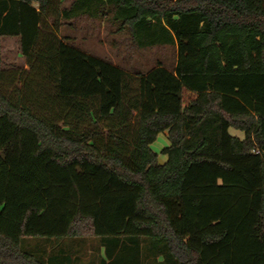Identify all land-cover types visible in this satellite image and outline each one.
<instances>
[{
    "label": "trees",
    "instance_id": "obj_1",
    "mask_svg": "<svg viewBox=\"0 0 264 264\" xmlns=\"http://www.w3.org/2000/svg\"><path fill=\"white\" fill-rule=\"evenodd\" d=\"M62 3L0 0V264H65L21 239L87 235L110 259L148 239L161 264H264V0ZM82 15L175 46L174 69L80 50L59 30ZM8 36L20 69L3 64Z\"/></svg>",
    "mask_w": 264,
    "mask_h": 264
},
{
    "label": "rangeland",
    "instance_id": "obj_2",
    "mask_svg": "<svg viewBox=\"0 0 264 264\" xmlns=\"http://www.w3.org/2000/svg\"><path fill=\"white\" fill-rule=\"evenodd\" d=\"M73 1L63 0L62 7L69 8ZM49 22L51 23L52 19H49ZM60 24V37L68 38V42L80 50L105 59L130 73L145 74L159 63L171 70L175 67L177 61L175 46L140 48L126 30L118 28L111 17L94 18L82 15L70 19L61 18ZM2 57L5 67L20 69L25 64V59L22 57L17 43L10 44L7 42L2 49ZM25 67L29 68L28 66ZM24 82L25 78H22L21 81L17 79L15 86L23 88ZM6 87L11 89L9 85ZM230 133L240 138L244 137V132L234 127L230 128ZM168 145V138L164 133H161L152 147L155 151H160L161 148ZM159 157L160 160L165 159L166 161L167 159L163 154H160ZM21 245L45 262L48 261L50 255L63 252L58 258L65 264H102L103 259L117 264H161L164 259L163 255L152 251L148 239L140 240L139 249H135L132 243L124 241L111 259L102 250L100 238L91 235L81 238L51 239L23 237Z\"/></svg>",
    "mask_w": 264,
    "mask_h": 264
},
{
    "label": "crops",
    "instance_id": "obj_3",
    "mask_svg": "<svg viewBox=\"0 0 264 264\" xmlns=\"http://www.w3.org/2000/svg\"><path fill=\"white\" fill-rule=\"evenodd\" d=\"M37 3H34V6H38V4L36 5ZM10 43V44H12V43H17L19 46H20V44H19V38L18 37H10V36H8V37H5V38H3V40H2V49H3V47L4 46H6V43ZM164 134H165V136L168 138V132L166 131V132H164ZM169 140V139H168ZM169 144H170V142H169ZM153 145V144H152ZM153 148V147H152ZM163 148H161V150H162ZM161 150L160 151H156V152H158L159 153V156H160V152H161ZM162 155V154H161ZM166 156V155H165ZM165 158H167V156L165 157ZM159 160H160V157H159ZM167 160V159H166ZM165 162V159H163V160H160V163H164ZM102 247V250L105 252V247H104V245H102L101 246ZM120 248H118L117 250H116V252L119 250ZM61 251V250H60ZM115 252V253H116ZM62 252H59L57 255H59V254H61ZM52 255H56V254H52Z\"/></svg>",
    "mask_w": 264,
    "mask_h": 264
}]
</instances>
